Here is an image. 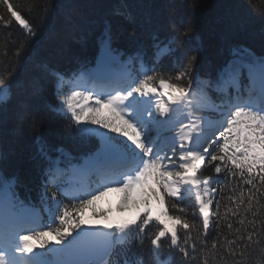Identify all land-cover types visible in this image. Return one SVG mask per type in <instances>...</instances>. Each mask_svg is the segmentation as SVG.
Wrapping results in <instances>:
<instances>
[{
  "label": "snow or ice",
  "instance_id": "snow-or-ice-1",
  "mask_svg": "<svg viewBox=\"0 0 264 264\" xmlns=\"http://www.w3.org/2000/svg\"><path fill=\"white\" fill-rule=\"evenodd\" d=\"M0 9V25L21 29L0 57V112L92 141L75 157L37 137L38 202L0 176V264H264V56L233 49L202 78L193 25L173 8L147 50L123 58L106 28L91 67L36 59L21 80L39 26L13 0ZM49 90L55 102L42 104ZM110 193L115 219L97 210Z\"/></svg>",
  "mask_w": 264,
  "mask_h": 264
},
{
  "label": "trees",
  "instance_id": "trees-1",
  "mask_svg": "<svg viewBox=\"0 0 264 264\" xmlns=\"http://www.w3.org/2000/svg\"><path fill=\"white\" fill-rule=\"evenodd\" d=\"M13 2L20 4L25 16L39 26V35L31 42L29 59L19 69L21 80L32 74L31 60L34 57L35 60L55 62L70 73L91 57L105 24H109L117 45L126 48L143 42L147 43L144 47L147 50L153 33L166 30L173 8L193 25L190 44L199 50L202 78L203 74L213 75L222 60L232 55L233 49L244 48L264 56V19L256 15V12H264V0H195L194 9L190 7L193 0ZM42 5L48 6L50 11L45 12ZM20 34L21 29L15 23L7 28L0 25V57L5 51V40H8L11 55L15 48L12 40L19 38ZM3 70L0 63V72ZM46 94H51V90ZM0 129L5 155L2 164L8 171L20 172L19 180L23 183L39 177L41 157L35 141L37 136L57 146L74 144V136L63 128L58 132H29L11 109L0 112Z\"/></svg>",
  "mask_w": 264,
  "mask_h": 264
},
{
  "label": "rangeland",
  "instance_id": "rangeland-1",
  "mask_svg": "<svg viewBox=\"0 0 264 264\" xmlns=\"http://www.w3.org/2000/svg\"><path fill=\"white\" fill-rule=\"evenodd\" d=\"M119 203H120V202H118L117 204L119 205ZM118 205H117V206H118ZM129 214H130V213H125V215H129ZM103 223H104V222H103Z\"/></svg>",
  "mask_w": 264,
  "mask_h": 264
}]
</instances>
